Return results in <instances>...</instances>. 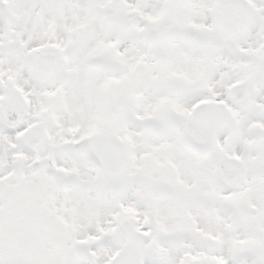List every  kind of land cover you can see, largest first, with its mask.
Wrapping results in <instances>:
<instances>
[{
    "label": "snow or ice",
    "instance_id": "1",
    "mask_svg": "<svg viewBox=\"0 0 264 264\" xmlns=\"http://www.w3.org/2000/svg\"><path fill=\"white\" fill-rule=\"evenodd\" d=\"M0 264H264V0H0Z\"/></svg>",
    "mask_w": 264,
    "mask_h": 264
}]
</instances>
